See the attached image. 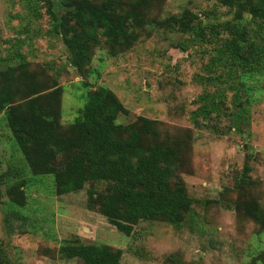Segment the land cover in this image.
<instances>
[{
	"label": "rangeland",
	"instance_id": "374dc122",
	"mask_svg": "<svg viewBox=\"0 0 264 264\" xmlns=\"http://www.w3.org/2000/svg\"><path fill=\"white\" fill-rule=\"evenodd\" d=\"M114 1L122 3L119 14L130 10L127 0ZM147 3L139 6L141 21H127L129 44L111 49L100 37L80 71L60 30L73 7L0 0V71L14 69L15 105L35 95L58 112L62 129L81 120L90 91L110 90L128 111L118 124L131 125L145 145L177 154L175 180L192 201L190 212L177 227L139 220L125 234L89 198V191L105 194V184L58 194V173L65 180L71 165L39 150L27 156L0 113V264H79L59 254L76 238L121 250L120 264H264V22L246 13L235 20L219 0ZM13 186L24 192L21 207ZM255 206L262 223L245 212Z\"/></svg>",
	"mask_w": 264,
	"mask_h": 264
},
{
	"label": "trees",
	"instance_id": "16d2710c",
	"mask_svg": "<svg viewBox=\"0 0 264 264\" xmlns=\"http://www.w3.org/2000/svg\"><path fill=\"white\" fill-rule=\"evenodd\" d=\"M62 1L66 7H73L70 17L60 22L62 41L80 71L90 63L89 46L96 44L100 37L107 39L111 49L128 45L132 35L127 31V21H141L139 6L149 5L148 0H127L130 10L122 15L119 14L122 3L114 0L100 5L89 0ZM219 1L235 11V20L246 13L253 20L264 22V0ZM174 22L182 32L187 30L184 21L174 19ZM227 26L234 36L239 35L235 27ZM14 82V69L6 66L0 71V113L27 156L39 150L46 156L61 155L64 163L71 165V171L65 172V180L62 179L64 173H58V194L79 189L84 182L105 184V194L99 193L97 197L89 191V198H98L101 213L125 234L132 230L129 223L139 220L162 219L174 227L182 223L190 212L192 201L184 185L175 180L177 154L169 146L163 149L158 144L145 145L141 133L131 125L118 124L119 114L125 115L128 111L110 90L90 91L81 120L62 129L57 122L58 112L47 111L35 95H27L25 107L15 105ZM144 121L145 128L149 129L151 121ZM243 170L246 173L249 167L245 165ZM12 188L20 198H15L14 202L23 206L24 192L19 186ZM245 212L253 220L263 222L259 207L247 208ZM59 254L64 260L77 259L79 264H120L122 256L119 249L84 244L79 238L65 240Z\"/></svg>",
	"mask_w": 264,
	"mask_h": 264
}]
</instances>
